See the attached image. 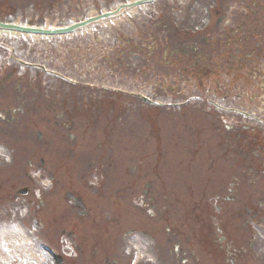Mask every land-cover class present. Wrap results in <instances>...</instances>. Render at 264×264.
I'll return each instance as SVG.
<instances>
[{
    "label": "rangeland",
    "instance_id": "obj_1",
    "mask_svg": "<svg viewBox=\"0 0 264 264\" xmlns=\"http://www.w3.org/2000/svg\"><path fill=\"white\" fill-rule=\"evenodd\" d=\"M34 1L35 0H0V19L13 18L16 19V21L28 24H35L42 20L45 25H62L70 23L78 18H84L93 13L111 9L123 0H44L42 3H45V8H40L38 10L36 8V4H33ZM194 1L196 2L193 3ZM49 2L53 3V5L49 6V4H47ZM240 2L244 1L156 0L152 4H148L137 8L134 11L128 12L116 22L102 24V26H94V29L102 28L104 30L105 43H101L104 46L105 53L109 52L107 50V46L112 44V38L116 28L120 29L121 47H124L127 42H129L130 51H135V48L136 50H140V52L136 53L135 58L130 57V60L137 65L136 67L120 68L119 70L104 68L105 76L113 78L105 80L101 84L108 85L110 87L120 84L123 86L119 87L122 90H128V92H142L148 97L154 100L157 99L158 102L163 103L183 102L186 98L194 96V94L198 92L196 88H199L201 93L208 95L212 87L210 84L214 85V83H211L212 79L206 78V80H203L201 84L198 85V78H193V71L186 68L187 65L184 61L178 63L177 66L176 62L181 60V56H178L177 54L172 55L170 53L173 51L172 46L170 45L171 43L173 44L172 40L169 39V49L167 50L168 54L166 55V58H159L156 52L158 51L159 46L155 43H152V46L155 48L154 53L156 54L153 53L151 57L143 56L142 54H147V49H149L148 42L151 39H154V36H161L163 33L166 34L167 31L168 34H170L172 30H176L173 34H178L179 32H182V34L183 32L194 34L192 33V30H197L199 26L203 25L202 27L207 29L205 34H210L216 29V26L214 25L213 16L210 23L204 17L206 15V7H218L219 3L229 6H238ZM207 4L209 5L206 6ZM156 13H160L161 15L167 14L168 19L157 20ZM160 14H158L159 17ZM224 24L225 22H223V25ZM74 38L75 39L68 42H59L57 39H51L53 41H50L47 39L39 40L38 37L3 35L0 37V40L14 47L13 55L16 58L29 62L38 63L39 61H46L57 64V66L63 68L56 67L50 63H48L47 66L49 68L56 67V70L62 72L66 77L76 79L77 76H79L77 69L72 67V63L67 56H60L58 55V52L63 51V54L67 55V47L70 45H75L78 50L82 49L85 44V40L89 43V49L93 48L99 50L102 48L101 46L97 47L87 36ZM52 42H57L56 49L58 52L50 48V44ZM222 48H225V46H222ZM6 56L7 51L0 49V61L4 60ZM126 60L129 59L126 57ZM3 70L5 74L6 72L13 71L14 76L23 74L22 68H19L18 66L16 67L10 60H8V65ZM201 74L203 76L204 73L201 72ZM30 75H32V77L34 76L32 72ZM218 80L220 86L233 82L234 88H237L240 92H244V77L240 71H233L227 75L221 74L218 76ZM41 83V90L49 92L46 98L51 99L52 102L55 99V108L53 110H63L60 101L55 97V95L62 97L63 94H67L65 91L71 90L72 100L75 99V95L80 96V88L76 89L72 86L71 88H68L65 84L59 85L58 83L51 81V79H48L47 75H41ZM52 88H55L56 90L53 91ZM92 92L94 93L96 91H92L91 89L88 90L89 98L90 96L94 98V105L97 107L103 105L102 110L106 108L109 110L108 114H101L97 125L98 127L93 126L92 120L94 117H88V121H84V118L78 117L74 120L75 124L78 123V125H76L72 131H67L65 130V126L71 125L69 118H64L63 122L59 123V118L45 115V107L41 106L38 113L35 115V117L37 119L39 118L40 121V129H37L41 132L40 141L36 138V130L32 128V126L29 128L27 127L29 122H32L34 119V113L31 112L29 114V118L24 119V127L27 129L23 132V148L13 151L14 160L10 161V158H8L12 155V150L4 147L0 148V184L8 187L11 184L16 186L19 183L18 179L24 177V184L27 185L29 183L27 175H33L35 172H38V160L40 158L43 159L44 166L46 167V169L41 173H44L47 170H53L61 175L59 176L60 181L56 187L52 183L48 185L38 184V197L33 194L32 188L29 187L28 193L23 196V200L21 201L23 202V205L21 206L23 207L22 214L24 215V220L19 223L23 229V237L31 239L34 236L35 238L45 241L47 245L49 242L46 237H53L51 233H54V229L50 228L48 224L44 223L41 219V232L36 233L33 222L34 217L40 216L45 222L53 220L59 223L64 230H69L72 227L75 232V241L78 246V251L70 244V248H64L62 245L60 247H56L63 250L62 252H64L67 259H71L66 264H110V261L113 260L111 250V246L113 244L111 238H106L107 244H104L105 250L110 253L107 258L108 263L105 262L106 258L103 261L101 260L100 257L102 256H100V254L97 258H93L91 255L93 251H98L97 229L94 226L92 228L91 223L96 213L98 216L101 215V217H104L106 221L112 222L115 208L112 206L108 208L105 207L102 214L97 211H90V215L88 217L72 216V218H68L64 215V209L62 207V204L65 202L63 195L65 191L68 190L66 188H69L70 183L65 177L69 176L71 178V174H76L80 182L74 179V185L80 188L83 196L85 195L90 197V200L92 201L96 192L89 187V185L93 186L91 183L94 180L86 182V180L92 179L88 172L92 170L95 174H105L111 178L116 172L114 167L117 166V163L121 164L119 157L124 158L122 155L123 152H121L120 149L118 154H116L115 151L112 152L108 150V146L106 144L109 140L107 130H109L110 126L114 124V117L112 116L114 110L105 107L107 106V98L105 96L99 97L93 95ZM233 92H235V90L232 91V93ZM25 93L27 92L25 91ZM82 96L83 94L79 98H82ZM12 97V91L10 89L3 92L4 100L9 101ZM132 102L133 113L130 112L124 115L122 111H126L127 108L129 109L132 106L128 105V102L126 101H120L119 141L121 144L117 139L111 144L116 148H119V146L123 147L122 142L130 140L135 141L137 138L141 137V135H146L148 137L151 132L148 124L143 119L146 118L145 115L147 114V110H149L150 114L155 115L154 113L157 112V107L149 105L146 106L137 100H132ZM45 103H47V101L42 102V104ZM68 103L71 106L72 102ZM109 103L111 104V100ZM209 108L210 107L207 106L205 102H202L200 105L199 102L188 100V102H186L183 106L178 108H164L163 112L159 113L158 118L160 121L163 118L167 125L162 134V138L168 142V145L165 147L169 148V157L164 150L161 152L163 154L162 159L165 160L164 163L169 165V167L167 166L169 179L173 177L172 170L170 168H172L171 166L176 163L172 162V152H174L173 147L176 146V142L178 140L180 141L183 139V141H186L189 139L192 142L196 140L197 129L195 127V120H197V116L202 118L206 125H208L206 116L208 113L205 112L203 114L199 112L198 109ZM141 121H144L145 124H141ZM190 125L194 128H189ZM157 128H162V126H158ZM68 134L76 137L75 142L70 140ZM8 137L10 138V143L8 142V144L12 146L16 145L17 141L14 139L15 137H13V134H8ZM151 137L153 138V136ZM144 140L149 141V143L142 142L137 147H147V152H136V155L138 157L143 156V159H147L152 164H154L155 161L158 163L159 160L156 158L158 150L156 149V146H153V141L150 139ZM34 145L40 149L39 153L34 151ZM188 146L190 145L188 144ZM192 153L193 151L191 149H188V152L185 151V154L188 156L192 155ZM178 157L181 158L180 156ZM131 159L133 160L132 157ZM115 160H117V162H115ZM54 163L56 164L53 165ZM59 163L62 164L59 165ZM122 165H125V162ZM94 178H96V175ZM30 182L35 181L32 179ZM175 185L180 187V182ZM94 187L97 188V186ZM111 188L112 181L109 183L107 189ZM38 198L43 201V205L39 206L37 202ZM59 204H61V206ZM68 219H71V221L68 222ZM110 226L111 225H109V227ZM16 235L17 229L0 228V264H35L33 259L36 256L40 258V264H51L48 253L43 252L37 242L34 244L30 242L32 247H28L30 246L29 243L18 245L17 247H14L13 244L10 245V237L19 236V234L17 236ZM63 238L67 241L65 234H63ZM51 247L55 248V245H50V248ZM32 253H35L36 256ZM205 260L206 263H209L208 257H205Z\"/></svg>",
    "mask_w": 264,
    "mask_h": 264
},
{
    "label": "flooded vegetation",
    "instance_id": "obj_2",
    "mask_svg": "<svg viewBox=\"0 0 264 264\" xmlns=\"http://www.w3.org/2000/svg\"><path fill=\"white\" fill-rule=\"evenodd\" d=\"M253 4H258V12L252 16L244 12L240 18L257 19L256 28L244 31L241 37L244 45L238 46L236 42L235 50H231L228 49L229 42L227 47L219 51L211 48L206 53L201 50L198 39L192 48V58L198 66L210 62L209 66L214 69L231 66L244 69V93L236 96L244 100V117L235 115L237 117L231 119L232 125H223L226 129L223 133L220 132L219 123L224 120L220 115L224 114H213L210 120L215 135L220 138L215 148L218 145L221 159L231 163L228 173L231 181L224 188L221 186L209 191L203 189L197 191V196L191 195L194 200L192 207L175 213L179 215L172 224H169V205L165 191L146 188L145 184V188L134 194L140 179L127 181L116 193L111 264H184L186 255L191 262L189 264H264V0H257V3L253 1ZM223 15L220 14L218 19ZM248 76H252V82L257 84L253 96L249 93ZM14 79L0 78V84L3 80ZM14 83L18 85L19 80ZM0 89L4 90L5 87L0 85ZM19 96L13 99L14 107L7 103L8 110L5 112L4 103L0 102V113L5 115L4 118L0 116L3 129H6L5 125L12 130L18 126V114L22 111L20 106L24 104L23 98ZM11 107L14 110H9ZM232 163L242 169L239 178H233ZM38 166V172L33 175L34 181H40L43 175ZM46 175L56 186L57 181L53 176L49 173ZM67 180L70 182L69 189L74 192L68 191L66 194L69 207L63 210L64 215L68 218L89 216L90 209L81 207L82 198L76 194L78 189H74L70 178ZM18 181L16 186L0 184V222L18 218L21 203L17 191L19 184L25 185L24 177ZM28 184L35 190L38 187L30 181ZM122 189L125 192L123 194ZM123 198H129L128 202L133 208H139V212L144 214H140L144 221H138L134 211L132 214L126 213ZM138 201L140 203L136 204ZM38 204L43 205L41 201ZM94 204L99 205L96 202ZM55 223L51 221V224ZM93 226L97 229L98 251L91 255L97 258L100 254L103 261L105 221L99 219L97 213L91 223ZM63 233L61 231L60 235ZM66 237L78 251L72 227ZM204 256H208L209 263L205 262Z\"/></svg>",
    "mask_w": 264,
    "mask_h": 264
},
{
    "label": "water",
    "instance_id": "obj_3",
    "mask_svg": "<svg viewBox=\"0 0 264 264\" xmlns=\"http://www.w3.org/2000/svg\"><path fill=\"white\" fill-rule=\"evenodd\" d=\"M139 2H141V1H137L135 3L128 4L127 6H131V5L136 4V3H139ZM110 14L111 13H106L103 16H108ZM82 24H84V23L77 24L76 26H80ZM9 27H14V28H17L19 30H24V31H42V30H39V29L27 28V27H22V26H9ZM59 31H61V30H59Z\"/></svg>",
    "mask_w": 264,
    "mask_h": 264
}]
</instances>
